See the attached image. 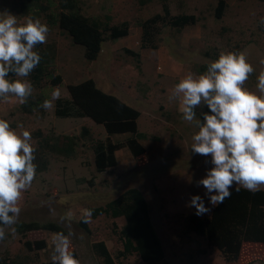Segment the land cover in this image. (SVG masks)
<instances>
[{
  "label": "rangeland",
  "instance_id": "374dc122",
  "mask_svg": "<svg viewBox=\"0 0 264 264\" xmlns=\"http://www.w3.org/2000/svg\"><path fill=\"white\" fill-rule=\"evenodd\" d=\"M22 0H0V11H9L20 23L26 17L38 18L49 26L46 44L35 47L38 53L47 56L44 74L27 103L36 102L30 112L16 98L0 99V118L10 122L19 131L32 133L33 144L43 138L74 136L77 154L64 157L42 151L34 163L36 178L20 202L22 208L18 224L38 222L41 228L21 234L16 229H6L7 238L0 241V255L18 258L23 264H41L51 261L53 237L57 232L69 231L72 251L81 264H97L91 244L103 241L117 261L121 243L115 228L124 224L123 218L106 215L91 217L89 223L79 224L86 209L96 208L116 197L125 189L134 187L142 193L149 206V216L163 246L164 258L169 264H264V245L243 243L236 260L228 261L215 247H210L202 236L190 232L187 218L196 214L195 206H189L191 197L199 195L209 212L197 215L208 218L214 208L197 181L212 167L210 157L194 155L190 150L192 136L198 131L195 123L182 119L177 102H169L171 89L188 72H199L201 66L218 58L221 51H242L253 65L255 72L246 82V87L257 91V77L264 71V3L259 0H223L224 10L217 16L219 0H77L80 14L96 18L102 24L119 25L127 22V36L105 40L93 61L84 58V49L74 44L62 32L57 23H52L51 14L57 17V0H38L33 6H23ZM166 2L171 15L193 14L196 22L182 28H173L157 23L158 34L153 47L142 48L140 23L156 13H162ZM49 16L51 17L49 20ZM125 48L136 51L133 57ZM60 75L61 81L53 85L52 79ZM92 78L98 88L116 95L129 106L137 109V132L144 153L134 157L122 147L116 150V165L102 172L94 168L92 146L107 137L112 142H125L129 134L108 136L104 126L89 117H58L54 108L41 107L52 92L59 88L61 98H69L67 86ZM30 80L29 77H27ZM31 82V81H30ZM26 104V103H25ZM199 118L200 110H197ZM206 111V107L203 108ZM202 119V117H201ZM22 124L23 129L17 125ZM83 128L88 133L83 135ZM39 149V148H38ZM37 152V151H36ZM235 187V186H234ZM53 223L60 231L49 230L43 225ZM29 241L31 248L25 246ZM43 241L37 249L35 242ZM123 263L142 264L135 255Z\"/></svg>",
  "mask_w": 264,
  "mask_h": 264
},
{
  "label": "clouds",
  "instance_id": "9594fccd",
  "mask_svg": "<svg viewBox=\"0 0 264 264\" xmlns=\"http://www.w3.org/2000/svg\"><path fill=\"white\" fill-rule=\"evenodd\" d=\"M260 25L264 26V17ZM49 32V26L38 18L29 16L20 23L16 15L0 11V99L14 97L22 105L27 103L34 91L27 77L42 60L34 48L47 43ZM254 72L244 52L221 51L202 73L185 74L168 97L169 102L178 103L182 119L198 128L192 136V153L210 157L212 167L196 183L203 186L213 206L230 198L234 186L237 192L264 189V71L257 77V91L246 87ZM60 98L56 88L41 107L51 110ZM17 127L23 129L22 124ZM36 151L29 130L18 132L0 118V241L7 238L6 229L16 231L20 202L36 178ZM189 206H195L197 215L210 211L199 195L191 197ZM92 214L93 210L86 209L83 222L89 223ZM73 235L71 231L54 235L52 264H81L72 251Z\"/></svg>",
  "mask_w": 264,
  "mask_h": 264
},
{
  "label": "trees",
  "instance_id": "16d2710c",
  "mask_svg": "<svg viewBox=\"0 0 264 264\" xmlns=\"http://www.w3.org/2000/svg\"><path fill=\"white\" fill-rule=\"evenodd\" d=\"M38 0H22L23 6L29 8ZM264 3V0H259ZM59 12L57 17L51 14L52 23H57L58 28L67 34L71 41L83 46L86 60L96 59L101 50V43L105 40L104 33L110 40H116L128 35L129 28L127 22L119 25L102 24L96 18L86 17L79 13L77 0H57ZM162 13H156L152 17L140 23L142 29L141 47H155L154 38L158 34L157 23L160 21L173 28H182L196 22L193 14L171 15L166 2L162 3ZM224 10V1L219 0L216 7L217 16ZM49 16V20L51 18ZM36 45L35 47H40ZM124 51L133 57L139 54L131 49ZM42 60L29 78L31 83L37 85L44 74V65L48 63L47 56L39 53ZM207 66H201L199 72L206 70ZM14 78V77H10ZM61 81L60 75L52 79V84ZM69 98L55 101V115L64 117H89L95 123L104 126L108 136L114 134H129L125 142H112L109 137L104 141H98L92 146L94 168L102 172L107 168L116 165L115 152L119 148L126 147L134 157L141 156L145 151L139 142L141 133L137 132V119L140 112L120 100L118 97L106 93L98 88L92 78H87L75 84L67 86ZM36 102L30 100L22 107L26 112L34 108ZM207 111V108H206ZM88 130L83 128V135ZM77 140L74 136H62L41 139L36 159L42 155V151L51 154L74 157L77 154ZM40 168H44L45 163H37ZM239 187V186H237ZM232 195L223 203L215 205L208 218L201 219L195 214L187 218V228L190 232L205 238L210 247L218 249L228 261L236 260L239 256L243 243H257L264 245V189L255 193L243 188L235 191L231 189ZM91 209V208H89ZM92 218L99 215H106L111 218H123L124 224L120 228H115L117 239L121 243V249L117 252V258L108 251L103 241H95L91 244V251L97 258V264H131L123 263L122 260L130 255H135L142 264H169L164 258L162 242L154 229L149 216V206L140 190L130 187L125 189L116 197L108 200L103 205L92 208ZM80 226L85 223L79 221ZM49 230L60 231L61 227L53 223L43 225ZM41 228L38 222H24L18 224L16 229L21 234L27 231ZM25 246L31 248L29 241ZM37 249L44 247L43 241H36ZM0 264H23L18 258H8L0 255ZM41 264H52V261Z\"/></svg>",
  "mask_w": 264,
  "mask_h": 264
}]
</instances>
